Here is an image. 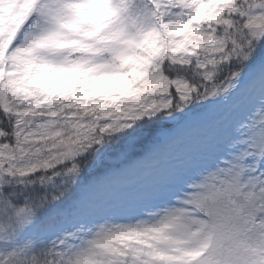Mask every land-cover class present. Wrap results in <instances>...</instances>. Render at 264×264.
I'll return each instance as SVG.
<instances>
[{"label":"snow or ice","instance_id":"6c2138e0","mask_svg":"<svg viewBox=\"0 0 264 264\" xmlns=\"http://www.w3.org/2000/svg\"><path fill=\"white\" fill-rule=\"evenodd\" d=\"M0 264H264V0H0Z\"/></svg>","mask_w":264,"mask_h":264}]
</instances>
